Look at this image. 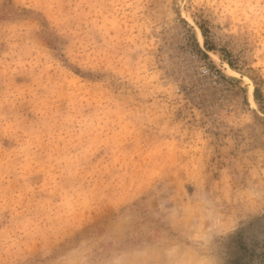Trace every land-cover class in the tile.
<instances>
[{
  "label": "rangeland",
  "instance_id": "obj_1",
  "mask_svg": "<svg viewBox=\"0 0 264 264\" xmlns=\"http://www.w3.org/2000/svg\"><path fill=\"white\" fill-rule=\"evenodd\" d=\"M0 264H264V0H0Z\"/></svg>",
  "mask_w": 264,
  "mask_h": 264
}]
</instances>
